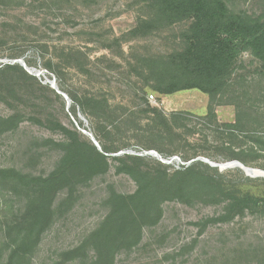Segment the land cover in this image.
Returning a JSON list of instances; mask_svg holds the SVG:
<instances>
[{
    "label": "rangeland",
    "instance_id": "rangeland-1",
    "mask_svg": "<svg viewBox=\"0 0 264 264\" xmlns=\"http://www.w3.org/2000/svg\"><path fill=\"white\" fill-rule=\"evenodd\" d=\"M226 1L234 10L264 15V0ZM146 12L133 0H0V64H17L25 72L0 74V116L20 119L14 129L0 133V167L46 175L61 154L50 142L64 139L57 124L77 130L94 144L106 137V118L113 125L109 139L122 147L113 155H139L145 169L160 162L174 171L203 158L226 163L242 153L250 161L243 165L264 171V152L254 157L246 137H264V74L255 70L257 62L242 56L227 91L213 105L215 119L206 117L209 99L203 92L159 94L152 89L140 59L180 49L179 33L187 22L126 38L137 16ZM76 98L86 101L87 108ZM148 107L168 118L175 113L182 124L162 127ZM237 107L240 128L231 135L223 124L236 120ZM116 163L111 161L106 174L79 185L73 202L61 204L67 190L56 195L52 223L26 264H80V254L69 252L108 213L110 192L128 194L136 188L128 175L115 173ZM217 170L224 183L264 196V178L250 177L238 167ZM161 207L157 224L143 230L137 246L117 253L114 264H264V216L248 214L200 231L195 223L220 213L221 204L171 200ZM6 240L3 228L1 248ZM2 250L0 264L8 253Z\"/></svg>",
    "mask_w": 264,
    "mask_h": 264
},
{
    "label": "trees",
    "instance_id": "trees-1",
    "mask_svg": "<svg viewBox=\"0 0 264 264\" xmlns=\"http://www.w3.org/2000/svg\"><path fill=\"white\" fill-rule=\"evenodd\" d=\"M133 1L147 12L137 16L126 38L146 37L187 22L186 28L179 33L180 49L164 57L140 59V67L154 83L152 89L157 93L197 89L209 99L206 117L215 119L213 105L227 91L244 54L256 61L255 70L264 74V15L234 10L226 0ZM10 69L25 73L17 64H0V74ZM76 102L87 108L86 101L82 103L76 98ZM99 108L106 113L103 105ZM148 109L162 127L182 124L175 113L168 118L156 107ZM239 110L237 107L234 122L223 124L231 135L240 128L242 113ZM29 119L42 124L37 117ZM19 120L18 115L0 116V133L14 129ZM104 120L106 137L98 141L99 148L77 130L57 124L64 139L50 142L61 154L46 175H29L14 167H0V230L4 228L7 237L0 253L3 248L8 250L1 264H26L41 233L52 223L58 209L52 207L56 195L67 190L61 204L73 202L77 187L106 174L112 167L111 161L117 162L115 173L128 175L136 188L128 194L110 192L106 199L108 213L81 244L69 252L80 254V264H114L117 253L137 246L143 230L157 224L162 216L161 204L165 201L178 200L187 205L195 201L221 204L220 213L195 223L200 231L211 224L228 223L248 214L264 216V196L224 183L217 167L201 160H192L188 165L168 171L160 162L153 169L143 168L139 155L126 152L113 155L122 147L109 139L113 125L106 118ZM246 137L254 157L260 156L264 152V137ZM232 157L245 165L250 162L242 153Z\"/></svg>",
    "mask_w": 264,
    "mask_h": 264
},
{
    "label": "water",
    "instance_id": "water-1",
    "mask_svg": "<svg viewBox=\"0 0 264 264\" xmlns=\"http://www.w3.org/2000/svg\"><path fill=\"white\" fill-rule=\"evenodd\" d=\"M94 145L97 148H99V144L97 142H95V141H94ZM200 160L205 162V163H207V164H209L212 167H218L219 170H223V169L229 168V167H238L241 170H243L246 175H248L250 177H262V178H264V171L263 170L246 167L245 165H243L241 162H239L237 160H233V161L226 162V163H216V162L210 161L207 158H203V159H200Z\"/></svg>",
    "mask_w": 264,
    "mask_h": 264
},
{
    "label": "built area",
    "instance_id": "built-area-1",
    "mask_svg": "<svg viewBox=\"0 0 264 264\" xmlns=\"http://www.w3.org/2000/svg\"><path fill=\"white\" fill-rule=\"evenodd\" d=\"M147 98L149 101H153L155 99L153 94H149Z\"/></svg>",
    "mask_w": 264,
    "mask_h": 264
}]
</instances>
